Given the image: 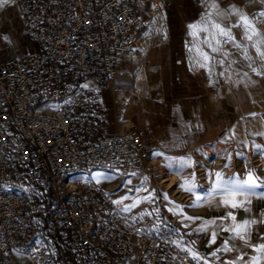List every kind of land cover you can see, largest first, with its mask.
Listing matches in <instances>:
<instances>
[{
	"label": "built area",
	"instance_id": "built-area-1",
	"mask_svg": "<svg viewBox=\"0 0 264 264\" xmlns=\"http://www.w3.org/2000/svg\"><path fill=\"white\" fill-rule=\"evenodd\" d=\"M19 4L34 49L0 59V264H20L17 253L25 264H196L182 247L211 262L188 230L148 202L121 212L114 192L84 180L95 171L144 184L152 177L143 130L127 139L98 114L102 91L121 90L112 86L118 55L137 50L146 24L139 0ZM121 99L126 105L128 96Z\"/></svg>",
	"mask_w": 264,
	"mask_h": 264
},
{
	"label": "crops",
	"instance_id": "crops-1",
	"mask_svg": "<svg viewBox=\"0 0 264 264\" xmlns=\"http://www.w3.org/2000/svg\"><path fill=\"white\" fill-rule=\"evenodd\" d=\"M216 3L221 11L235 6L241 13L255 5L250 0H216ZM207 11L205 0H139L138 14L146 24L138 32L136 52L118 55L112 86L121 90L102 91L98 114L103 125L127 139L133 129L143 130L146 140L152 145L150 165L162 157L178 155L211 141L218 135L220 125L228 119L224 115L218 117V111L226 110L227 106L232 108L237 103L232 89L225 90L226 85L213 84L210 79H205L203 68L195 65L189 51L193 46L192 40L198 38L190 35L189 26L200 24ZM231 18L233 16L225 23L232 22ZM21 30L19 0L0 7L1 60L34 49L33 43ZM3 36L9 40H4ZM209 67L215 66L209 64ZM122 95L128 96L126 105H123ZM252 214L253 209L247 217L236 220L254 219ZM249 232L251 245L264 242L263 221L253 225ZM230 235V232L221 230L216 243L211 245L210 233L191 236L207 257H211V252ZM245 252V260L262 255L254 252L252 247ZM219 255L226 260L237 253ZM260 264H264V259Z\"/></svg>",
	"mask_w": 264,
	"mask_h": 264
},
{
	"label": "rangeland",
	"instance_id": "rangeland-1",
	"mask_svg": "<svg viewBox=\"0 0 264 264\" xmlns=\"http://www.w3.org/2000/svg\"><path fill=\"white\" fill-rule=\"evenodd\" d=\"M255 5H251L242 12L252 22L256 31L260 33L261 37H264V16L258 15L261 11H264V3L261 0H250ZM231 24H235L238 17L233 16L230 19ZM233 34L237 40L241 39L243 29H232ZM200 41L204 39L205 33H198ZM197 40H192L191 52L192 58L195 59V44ZM245 43H248L245 41ZM205 52H209L214 57L213 61L209 64L215 67L203 68V73L207 81L210 79L212 83L218 85H226L225 90H233L236 94L237 103L230 108L227 106L226 110H220L217 113L218 117L223 115L228 119L220 125L218 135L207 143L197 145L195 148H191L184 153L178 155H169L173 159L180 157H191L195 162L193 167H189L183 170V172L177 174L175 171H169L165 166L169 163L165 157H162L159 161L152 162L150 168L152 169V177L145 183L147 191H141L139 193H129L128 189L139 186L141 180L136 177H120L116 171L100 172L95 171L87 173L84 180H95L101 183L104 187L115 193L117 198H121L125 195L132 196L134 198H140L148 196L149 193L154 191V202L151 203L153 209H159L161 213L168 219L176 222L180 227H183L184 223L189 224L188 228H185L192 233L200 224L205 220H212L223 217L228 211H232L236 218L248 216V212H245L243 208L229 209L220 205L221 197L217 196L210 204L202 203L199 207H189L196 201V197H204L207 190L212 186V180L215 179L214 174L216 172H222L225 177L237 176V178H247L249 171H253L260 181H264V155L256 152L253 148L254 144L264 146V136L256 135V133H264V74L258 76L252 71V67H249V61L242 58L241 54L237 52L231 45H224L225 50H229L231 55L229 61L236 60L237 63L232 64L231 68L225 72L224 76H221V71H224L228 66L226 62L224 68L218 63H215L216 59L220 57L217 54L210 52V49L206 45L200 44ZM249 55L253 57L252 66L257 68L258 71L264 73V67H261V60L256 55L255 49L249 43ZM260 63V64H259ZM247 73V76H244ZM91 85V82L85 80L82 85ZM227 104V103H226ZM56 104L52 106H40L38 108L41 112H48L54 108ZM255 114V116L251 115ZM237 153H242V156H238ZM231 156L229 164L228 157ZM246 157V159H245ZM229 164L228 167H225ZM193 173H195L193 181ZM209 173H212V178H209ZM131 183L126 184V181ZM190 183L194 182L195 188L193 192L185 191L178 185L183 184L185 181ZM168 185V186H167ZM257 193H264V185L256 189ZM164 193L168 194L169 200L174 203H169L168 200H164L160 197ZM250 208L253 209L254 214L252 218L264 222V197L251 196ZM132 199L125 200L124 204H131ZM147 202V201H146ZM150 204V203H149ZM175 205L183 207L184 215L191 217H200L193 223L192 221H184L179 214H173L169 211V208H173ZM192 210H197L196 212ZM225 225H229L231 220L224 221ZM214 227V226H213ZM193 235V234H191ZM17 261L20 264H25L26 254H15Z\"/></svg>",
	"mask_w": 264,
	"mask_h": 264
},
{
	"label": "snow or ice",
	"instance_id": "snow-or-ice-1",
	"mask_svg": "<svg viewBox=\"0 0 264 264\" xmlns=\"http://www.w3.org/2000/svg\"><path fill=\"white\" fill-rule=\"evenodd\" d=\"M10 2H14V0H0V7H3L5 4ZM261 3H264V0H261ZM206 8L208 11L205 14L202 22L200 24L190 25L191 29L190 35L193 37H198L199 32L205 33L204 39L200 41L197 39L195 44V60L194 63L196 66L201 68H208L209 62L214 60V57L209 54V52L203 51L200 47V44H204L210 49V52L213 54H217L220 58L215 60V63H218L222 68H224L226 62H228L227 68L224 71H221L220 75L224 76L225 72L231 68L232 64L237 63L236 60L229 61V56L231 52L229 50H225L224 45H231L237 52H239L242 58L246 61H249V67H252V71L260 76L264 73H261L257 70V68L253 67V57L249 55V43L255 49L256 55L261 60V67H264V37H261L260 33H258L253 26L252 22L240 12L235 6H230L228 10L221 11L216 0H211V3H208V0H205ZM155 7V5H153ZM258 15L264 16V11H261ZM236 16L238 20L235 24L225 23L228 21L230 17ZM243 29V33L241 35V39L237 40L236 36L233 34L232 29ZM4 40H9L7 36H3ZM247 41L248 43H245ZM11 42V41H9ZM190 52L193 51L192 48L189 49ZM244 76H247V73H244ZM84 89H88L89 85H82ZM255 116V114H251ZM256 135L264 136V133H256ZM253 148L256 152H259L261 155H264V146L254 144ZM154 155H163L162 153H154ZM238 156H242V153H237ZM166 160L169 161L165 166L169 169V171H175L177 174L183 172L184 169L193 167L195 162L192 161L191 157H180L178 159H173L171 157H165ZM246 159V157H245ZM228 161L230 164L231 156L229 155ZM229 164H226L225 167H228ZM135 175V173H132ZM212 173H209V178H212ZM195 173H193V181H194ZM215 179L212 180V186L207 190L206 195L202 198L200 196L196 197V201L193 204H190L189 207H199L202 203H209L215 199V197L220 196V205L229 208V209H239L243 208L245 212H250L251 208V196H262L264 197V193H257L256 189L260 188L264 185V181H260L259 177L255 175L253 171H249L247 174V178H237V176L225 177L222 172H216L214 174ZM147 180V177L144 178ZM131 183V181H126V184ZM183 188L185 191L193 192L195 188L194 182L190 183L189 181H185L183 184L178 185ZM129 193L135 192L139 193L141 191H147L145 188L144 182H142L139 186L135 187V189L129 188ZM154 191L149 193L148 196L134 198L129 195H125L117 200H112L111 203L115 204L117 207H120L121 212H131L132 209L136 208L142 202L147 201L148 203L154 202ZM105 195H109L105 193ZM164 200H168L169 203H174L169 200L168 194L164 193L162 197ZM132 199L133 202L131 204H124L125 200ZM169 211L173 212V214H179L182 216L184 221H192L195 223L196 220L202 219L200 217H191L184 215L183 207L180 205H175L173 208H169ZM157 213L159 209L155 210ZM144 215H151V213H141L140 219H143ZM231 220V224L225 225L224 221ZM203 221L198 228H196L192 233L188 234H209L210 240L209 245L215 244L217 240L218 233L222 230L224 232H230L231 235L224 238L222 244L216 248L213 252H211V257L214 259L209 262V260L201 256L198 251H196L192 247H182L181 250L186 252V254L196 262V264H260L261 259H264V242L258 245L250 244V232L249 230L253 225H256L262 221H258L257 219H246L242 222H237L236 216L232 211H228L225 216ZM214 226V227H213ZM183 227L188 228L189 224L184 223ZM171 231L176 232L177 229H171ZM264 239V237H262ZM239 241V243H236ZM177 247H181V243L178 241H173ZM193 244L195 241L192 242ZM248 247H252L253 251L256 253H260L262 255H254L250 259L245 260V249ZM237 253V255L232 256L230 259L222 260L219 253Z\"/></svg>",
	"mask_w": 264,
	"mask_h": 264
},
{
	"label": "bare ground",
	"instance_id": "bare-ground-1",
	"mask_svg": "<svg viewBox=\"0 0 264 264\" xmlns=\"http://www.w3.org/2000/svg\"><path fill=\"white\" fill-rule=\"evenodd\" d=\"M121 54V53H120ZM120 56V55H119ZM168 186V185H167ZM192 211H194V212H196L197 210H192Z\"/></svg>",
	"mask_w": 264,
	"mask_h": 264
}]
</instances>
